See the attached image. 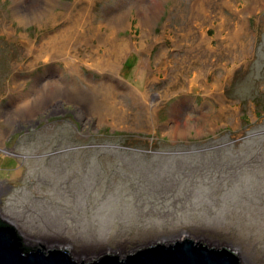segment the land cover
Here are the masks:
<instances>
[{
  "label": "rangeland",
  "instance_id": "rangeland-1",
  "mask_svg": "<svg viewBox=\"0 0 264 264\" xmlns=\"http://www.w3.org/2000/svg\"><path fill=\"white\" fill-rule=\"evenodd\" d=\"M137 6L0 0V214L77 261L191 239L264 264V0Z\"/></svg>",
  "mask_w": 264,
  "mask_h": 264
},
{
  "label": "water",
  "instance_id": "water-1",
  "mask_svg": "<svg viewBox=\"0 0 264 264\" xmlns=\"http://www.w3.org/2000/svg\"><path fill=\"white\" fill-rule=\"evenodd\" d=\"M5 222L6 225H0V264H241L236 253L228 248L209 247L191 239L153 243L124 257L107 253L90 261H77L59 246L42 249L30 241H21L16 226ZM23 244L30 249L25 250Z\"/></svg>",
  "mask_w": 264,
  "mask_h": 264
},
{
  "label": "bare ground",
  "instance_id": "bare-ground-1",
  "mask_svg": "<svg viewBox=\"0 0 264 264\" xmlns=\"http://www.w3.org/2000/svg\"><path fill=\"white\" fill-rule=\"evenodd\" d=\"M136 2H137V7H138V9H137V12H138V16H139V19H140V21H142L143 20V22L144 23H146V22H148V20H149V18H151L158 10H159V6H160V0H148V1H146V3H147V10H149V11H147L146 10V12L143 14V12L141 11V9H140V7L141 6H139V1L138 0H136ZM211 4V3H210ZM217 4V3H216ZM143 5V4H142ZM136 7V8H137ZM175 7V6H174ZM142 10H143V8H142ZM185 10V9H184ZM202 10H201V8H199L198 7V5L196 6L195 4H193L192 5V7H191V16H193L194 17V15H196L197 14V12H199V14H200V12H201ZM113 15V14H112ZM197 16V15H196ZM127 15H126V13L125 12H120V11H116L115 12V16L114 17H112L111 18V20L113 21L112 23H111V21H109V23H110V25L112 26V27H117L118 25H119V21H120V19H122V22L124 23L127 19ZM190 31V30H189ZM192 33V32H191ZM184 34V33H183ZM185 38V37H184ZM185 40V39H184ZM207 44V39H206V35H205V33H202V35H201V37H200V39H199V41L197 42V44L195 43V45L197 46V47H200V46H202V44ZM208 47V46H207ZM106 55V54H105ZM110 56V55H109ZM110 60H111V58L110 57H107L106 58V64H110Z\"/></svg>",
  "mask_w": 264,
  "mask_h": 264
},
{
  "label": "flooded vegetation",
  "instance_id": "flooded-vegetation-1",
  "mask_svg": "<svg viewBox=\"0 0 264 264\" xmlns=\"http://www.w3.org/2000/svg\"><path fill=\"white\" fill-rule=\"evenodd\" d=\"M112 55V54H111ZM51 73V70L49 69H47V70H44V69H42V72H37L35 75H32V77L34 78V81H35V83H36V81L38 80V79H40L41 77H43V76H48L49 74ZM70 105V104H69ZM67 106L68 105H66V106H61L60 108V111L59 112H55L54 110H48V111H44L43 113H42V117H45V121H46V123H49L50 122V119H53L54 117H60V118H62V117H66V116H68V112H71L75 117H76V115H75V110L74 109H72V108H67ZM39 123V121L38 120H36L35 118L34 119H32V118H29V119H25V120H21V121H19V126L20 127H24V128H26L25 130L26 131H29L30 129H28V128H32L33 126H35L36 124H38ZM15 145H13V146H11V147H9V149L11 150V148H13ZM14 155H16V153L14 154Z\"/></svg>",
  "mask_w": 264,
  "mask_h": 264
},
{
  "label": "trees",
  "instance_id": "trees-1",
  "mask_svg": "<svg viewBox=\"0 0 264 264\" xmlns=\"http://www.w3.org/2000/svg\"><path fill=\"white\" fill-rule=\"evenodd\" d=\"M0 225H6V222L1 217H0ZM18 236L21 237V241H22L23 238H22L21 234L20 235L18 234ZM23 245H24L23 247H24L25 250H29L30 249V246H26L25 244H23Z\"/></svg>",
  "mask_w": 264,
  "mask_h": 264
}]
</instances>
